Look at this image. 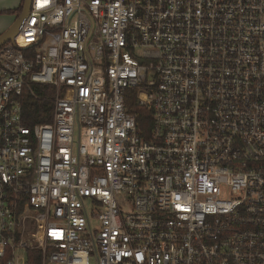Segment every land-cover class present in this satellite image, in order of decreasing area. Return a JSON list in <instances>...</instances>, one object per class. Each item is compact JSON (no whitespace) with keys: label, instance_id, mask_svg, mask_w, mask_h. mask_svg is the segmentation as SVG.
I'll use <instances>...</instances> for the list:
<instances>
[{"label":"built area","instance_id":"obj_1","mask_svg":"<svg viewBox=\"0 0 264 264\" xmlns=\"http://www.w3.org/2000/svg\"><path fill=\"white\" fill-rule=\"evenodd\" d=\"M31 253L264 264V0H32L0 47V264Z\"/></svg>","mask_w":264,"mask_h":264},{"label":"trees","instance_id":"obj_2","mask_svg":"<svg viewBox=\"0 0 264 264\" xmlns=\"http://www.w3.org/2000/svg\"><path fill=\"white\" fill-rule=\"evenodd\" d=\"M22 8L23 6L18 10L4 11V13L20 15ZM34 90L37 96L26 93L22 101L26 124L32 126L50 123L53 118L55 91L42 86H34ZM130 101L131 100L127 101L129 108L131 111L136 112L139 107H137L135 99L132 102ZM36 254L37 253H31L29 258L30 264H41L40 258Z\"/></svg>","mask_w":264,"mask_h":264},{"label":"water","instance_id":"obj_3","mask_svg":"<svg viewBox=\"0 0 264 264\" xmlns=\"http://www.w3.org/2000/svg\"><path fill=\"white\" fill-rule=\"evenodd\" d=\"M32 0H24L22 12L15 23L0 37V47L14 41V38L19 34L21 27L30 12Z\"/></svg>","mask_w":264,"mask_h":264},{"label":"crops","instance_id":"obj_4","mask_svg":"<svg viewBox=\"0 0 264 264\" xmlns=\"http://www.w3.org/2000/svg\"><path fill=\"white\" fill-rule=\"evenodd\" d=\"M24 3V0H0V11L18 10ZM13 20L9 21L0 28V37L15 23L19 15L10 14ZM14 22V23H13Z\"/></svg>","mask_w":264,"mask_h":264},{"label":"rangeland","instance_id":"obj_5","mask_svg":"<svg viewBox=\"0 0 264 264\" xmlns=\"http://www.w3.org/2000/svg\"><path fill=\"white\" fill-rule=\"evenodd\" d=\"M24 4V3H23ZM23 6V5H22ZM13 20L10 14L4 13L0 11V28H2L3 25L8 23L9 21ZM14 23V22H13Z\"/></svg>","mask_w":264,"mask_h":264}]
</instances>
